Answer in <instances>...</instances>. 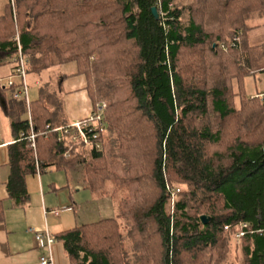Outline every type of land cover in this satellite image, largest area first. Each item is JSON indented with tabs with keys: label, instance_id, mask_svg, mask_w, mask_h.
Masks as SVG:
<instances>
[{
	"label": "trees",
	"instance_id": "trees-1",
	"mask_svg": "<svg viewBox=\"0 0 264 264\" xmlns=\"http://www.w3.org/2000/svg\"><path fill=\"white\" fill-rule=\"evenodd\" d=\"M12 2L0 14V66L13 72L17 46L27 73L73 64L89 103L78 122L104 104L84 146L53 124L46 86L26 110L11 97L19 80L0 84L14 207L29 203L34 164L120 196L114 218L51 236L68 264H264V103L239 87L264 74V42L247 39L264 26V0Z\"/></svg>",
	"mask_w": 264,
	"mask_h": 264
},
{
	"label": "crops",
	"instance_id": "crops-1",
	"mask_svg": "<svg viewBox=\"0 0 264 264\" xmlns=\"http://www.w3.org/2000/svg\"><path fill=\"white\" fill-rule=\"evenodd\" d=\"M4 4L5 2L2 5L0 3V14L2 13ZM13 74L14 72H12L11 65L5 64L0 66V84L2 87H4L7 79L11 82H17V80H19L13 77ZM26 74L27 72H25L23 82L26 86L27 100L26 102L25 100L23 101L27 110L29 103L37 99L38 90L47 84L46 78L48 74L47 70L37 74L30 73L32 76L28 77ZM27 82L37 87L36 93L33 91H31L30 94L28 93ZM19 83H21L20 80ZM25 118L27 120V112ZM66 125L70 124L58 125L56 127L60 128ZM11 142L12 138L10 136L8 122L0 114V206L2 209V219L0 221V264H39V257L46 256V251L37 248L33 239V234L46 230L48 234L52 236L56 233L76 227L71 225L75 223L73 222V218H76L75 214L78 213L79 207L73 202L68 206L67 201H72V199L67 197L66 202H62L56 194L60 188L65 190L68 189V184L72 181H74L73 184L77 190H79V188L82 190L84 189L74 178H68L64 173L51 169L41 172L38 166L36 168L34 164L35 174L25 178V188L29 197V203L23 208L14 207L12 203L6 199L5 193V182L8 176L6 146ZM52 172L55 174L62 173L63 183L65 182V185L60 186L61 181L57 177H52L51 175L46 176L47 173L52 174ZM41 174H45L43 180L48 191L54 193L52 199L43 195ZM33 189H35L34 201L31 200ZM53 211H58L56 216L52 214ZM68 214H71L72 216H70L72 218L68 217ZM58 244L59 243L53 241L50 247L52 264H68L62 247Z\"/></svg>",
	"mask_w": 264,
	"mask_h": 264
},
{
	"label": "rangeland",
	"instance_id": "rangeland-1",
	"mask_svg": "<svg viewBox=\"0 0 264 264\" xmlns=\"http://www.w3.org/2000/svg\"><path fill=\"white\" fill-rule=\"evenodd\" d=\"M6 1L7 0H0L1 5ZM259 23L260 22L258 21L254 22L255 25ZM247 39L248 43L251 45L264 42V26L250 31L248 33ZM74 70L75 66L73 64L55 66L47 70V84L45 85L46 89L43 88V92L55 95L53 103L48 107V109L50 110V112L52 111V114L54 116L53 124L55 126L71 124L89 114L88 99L85 92L81 89L84 85V81L82 77L72 75L74 73ZM26 76L28 77L32 75L30 73H27ZM27 85L29 94L31 93V91L36 93L37 87L29 83ZM239 87L247 98H254L260 94H263L264 74L257 73L244 77L239 84ZM5 95L8 98L9 92L7 91ZM44 175L45 174H41V181L43 183V195L52 199L54 197V193L48 191L46 184H44ZM50 175L52 177H57L60 179V186L65 185V182L63 183L64 180L62 173L55 174L54 172H52V174H46V176ZM73 183L74 181L70 182V184H68V189L66 190L60 188V190L56 194L62 202H66L67 197H70L72 201H67L68 206L71 204V202H73L79 207L78 213L75 214L76 218H73V222L75 223H73V225L71 226H80L82 224L94 222L99 218L115 217L116 202L120 198L119 195H116L114 198H110L108 196L99 198L94 193H90L89 191L82 190L80 188L79 190H77L74 187ZM33 190L34 191H32L31 198L32 201H34L35 196V189ZM70 215L68 217L72 216ZM58 245L60 246V244Z\"/></svg>",
	"mask_w": 264,
	"mask_h": 264
},
{
	"label": "built area",
	"instance_id": "built-area-1",
	"mask_svg": "<svg viewBox=\"0 0 264 264\" xmlns=\"http://www.w3.org/2000/svg\"><path fill=\"white\" fill-rule=\"evenodd\" d=\"M12 1L13 0H9L10 6H12V3H13ZM16 57H17L16 60H14L15 61V67L13 70V72H14L13 77L18 78L21 83H20L19 91L12 93L11 97L13 100L23 99L26 102V100H27V98H26V86L23 82L24 76H25V62H26V60H25L24 56H22L20 54L19 46H17V56ZM11 84H12V82L9 79H7L5 81L4 86L10 87ZM256 98H258L260 101H262L264 103V93L256 96ZM103 107H104L103 105L98 106L96 108V114L90 115L87 120H84L81 122L77 121V122L69 125V127L71 129H73L77 134V137L71 136V142L74 141V139L75 140L77 139L84 146L85 145L89 146V145L94 144V140L96 137H95V134L94 135L92 134V131L94 129H96L95 126H97L98 128L101 127V124L99 123V119H100V113H101ZM27 123H28V127L30 130L29 135H28V140L30 142V147L32 149H34V138H33L32 132H31V123H30V117H29L28 113H27ZM55 131L62 132L63 135L68 134L66 127L63 129H56ZM85 132L91 135V140L88 139V137L85 135ZM35 167L37 168V164H35ZM57 212L58 211H53L52 214L54 216H56ZM240 227L245 228V224H242ZM241 235H242L241 233L237 234V235H235V238L238 239ZM263 235H264V233H263ZM33 239H34L35 244H36L38 249H44L46 251V256L39 257L38 263L39 264H52L50 247L53 243V240H52L51 236L48 234V232L46 230L41 231V232H35L33 234Z\"/></svg>",
	"mask_w": 264,
	"mask_h": 264
},
{
	"label": "water",
	"instance_id": "water-1",
	"mask_svg": "<svg viewBox=\"0 0 264 264\" xmlns=\"http://www.w3.org/2000/svg\"><path fill=\"white\" fill-rule=\"evenodd\" d=\"M151 14L153 15V17L155 19H157V15H156V12H155L154 9H151ZM199 219H200L202 224H205V222L208 221V219L206 217H204V216H201Z\"/></svg>",
	"mask_w": 264,
	"mask_h": 264
}]
</instances>
